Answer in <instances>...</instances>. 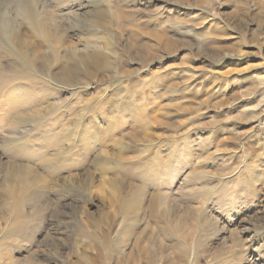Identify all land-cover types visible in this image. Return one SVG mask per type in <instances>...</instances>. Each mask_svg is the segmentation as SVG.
I'll return each mask as SVG.
<instances>
[{"label":"rangeland","instance_id":"rangeland-1","mask_svg":"<svg viewBox=\"0 0 264 264\" xmlns=\"http://www.w3.org/2000/svg\"><path fill=\"white\" fill-rule=\"evenodd\" d=\"M0 264H264V0H0Z\"/></svg>","mask_w":264,"mask_h":264},{"label":"bare ground","instance_id":"bare-ground-1","mask_svg":"<svg viewBox=\"0 0 264 264\" xmlns=\"http://www.w3.org/2000/svg\"><path fill=\"white\" fill-rule=\"evenodd\" d=\"M3 30V29H2ZM4 31V30H3ZM42 31H44L43 29H42ZM48 38V37H47ZM27 43V42H26ZM26 43H22L24 46L26 45V46H28V43L26 44ZM17 178V177H16ZM12 185V184H11ZM14 186V185H13Z\"/></svg>","mask_w":264,"mask_h":264}]
</instances>
